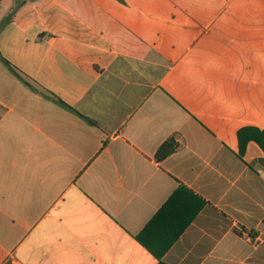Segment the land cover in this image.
I'll use <instances>...</instances> for the list:
<instances>
[{"label": "crops", "instance_id": "1", "mask_svg": "<svg viewBox=\"0 0 264 264\" xmlns=\"http://www.w3.org/2000/svg\"><path fill=\"white\" fill-rule=\"evenodd\" d=\"M0 56V264H264V0H0Z\"/></svg>", "mask_w": 264, "mask_h": 264}, {"label": "trees", "instance_id": "2", "mask_svg": "<svg viewBox=\"0 0 264 264\" xmlns=\"http://www.w3.org/2000/svg\"><path fill=\"white\" fill-rule=\"evenodd\" d=\"M0 59L3 62V64L12 72V74H14L25 85L31 88V85L25 79H23V77L21 76V73H19V71H17L16 68L13 67L11 63L3 59L1 56H0ZM43 96H45L46 98H50L53 102L57 103L58 105L64 108L73 110L70 107L66 106L61 100H59L55 96L48 95L44 92H43ZM261 138L262 137H255V141L259 145L264 146V142H262ZM177 147H178V143L176 142L174 137L171 136L167 138L164 142L161 143V145L156 150L155 155H154L155 160L157 162L162 161L167 156L175 152ZM183 191L188 193V190L186 188L180 186L176 190V192L170 197L167 203L161 208V210L145 226V228L141 231V233H139L136 236L137 241L141 243L157 259H160L162 255L169 249V247L176 241L180 233L188 226V224L191 222V220L195 216L199 205H201V201L195 198L198 201V207L191 214L187 215L183 220L178 221L171 235H169L167 239L164 238V232L160 231V225L163 223L164 221L163 219L166 218L168 211L172 206L175 195L178 192H183Z\"/></svg>", "mask_w": 264, "mask_h": 264}, {"label": "built area", "instance_id": "3", "mask_svg": "<svg viewBox=\"0 0 264 264\" xmlns=\"http://www.w3.org/2000/svg\"><path fill=\"white\" fill-rule=\"evenodd\" d=\"M243 236L246 240H251V236L247 233H243Z\"/></svg>", "mask_w": 264, "mask_h": 264}]
</instances>
